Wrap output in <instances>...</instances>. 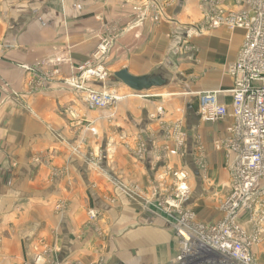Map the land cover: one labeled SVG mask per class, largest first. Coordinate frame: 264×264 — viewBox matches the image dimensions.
Here are the masks:
<instances>
[{"label":"crops","instance_id":"1","mask_svg":"<svg viewBox=\"0 0 264 264\" xmlns=\"http://www.w3.org/2000/svg\"><path fill=\"white\" fill-rule=\"evenodd\" d=\"M147 1L0 0V264L44 252L60 264H175L176 220L155 203L175 191L176 171L194 174L187 203L197 221L223 219L217 202L231 193L225 140L236 83L227 70L246 32L192 33L210 15L198 0H153L161 19L148 9L137 23L134 7ZM114 36L110 78L87 88L124 99L92 110L85 91L64 81L96 63L99 44ZM123 70L161 83L137 92L115 76ZM205 92L220 94L230 114L203 120ZM253 248L264 264V243Z\"/></svg>","mask_w":264,"mask_h":264},{"label":"built area","instance_id":"2","mask_svg":"<svg viewBox=\"0 0 264 264\" xmlns=\"http://www.w3.org/2000/svg\"><path fill=\"white\" fill-rule=\"evenodd\" d=\"M152 1L134 7L137 23L148 17V9L156 10L153 16L155 21L161 19L157 12L162 10L163 5ZM198 1L210 9V15L208 23L202 28L190 26L192 33L203 34L209 29L221 27L246 32L242 49L227 70L236 82L232 91L233 123L225 140L232 174L231 193L222 202L223 219L219 223H200L187 203L192 196L190 173L176 171L175 191L170 196L163 195L160 200L157 199L155 207L176 220L180 251L175 264H258L253 247L262 243L264 238V0ZM178 2L185 0H170L168 3L172 5ZM117 38L104 39L97 48V62L83 65L78 75L64 81L75 90L85 91L87 105L92 110L111 109L124 99L113 91L87 88L91 82H106L110 78L104 62ZM62 61L59 58L49 60L47 64L59 65ZM219 95L216 92L201 94L199 110L203 120L217 122L230 114ZM159 112L164 113L162 108ZM177 142L180 148L184 145L181 137ZM172 154L179 153L175 151ZM131 193L138 195L139 190L133 189ZM89 217L95 221L99 215L92 210ZM243 219L247 220L249 227ZM2 242L0 235V245ZM27 264L60 263L44 252Z\"/></svg>","mask_w":264,"mask_h":264},{"label":"water","instance_id":"3","mask_svg":"<svg viewBox=\"0 0 264 264\" xmlns=\"http://www.w3.org/2000/svg\"><path fill=\"white\" fill-rule=\"evenodd\" d=\"M115 76L127 87L129 86L131 89L137 92H142L145 89H149L151 88V86L155 85V83H161L160 79L154 80L146 77L137 78L135 76H132L128 70L117 72Z\"/></svg>","mask_w":264,"mask_h":264},{"label":"rangeland","instance_id":"4","mask_svg":"<svg viewBox=\"0 0 264 264\" xmlns=\"http://www.w3.org/2000/svg\"><path fill=\"white\" fill-rule=\"evenodd\" d=\"M105 63V62H104ZM90 64V63H89ZM86 65H88V64H86ZM79 74V73H78ZM77 74H75V75H73V76H76ZM72 77V76H71ZM70 78V77H69ZM68 79V78H67ZM192 177H194V174L192 173V174H190V178H189V181H190V179H192ZM191 188V187H190ZM193 193H194V191H193ZM216 201V199H214V200H211V203H213V202H215ZM217 204L219 205V208H220V206L222 205L221 204V201H218L217 202ZM62 204H59V205H57V208H59V210H63L64 209V207H60ZM204 205H205V203H203V201H200L199 202V204L197 205V208H198V210H202V208L204 207ZM244 220V219H243ZM245 222L247 221V220H244ZM264 236V235H263ZM262 243H264V238H263V242ZM262 243H260V244H262Z\"/></svg>","mask_w":264,"mask_h":264}]
</instances>
